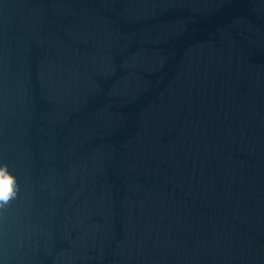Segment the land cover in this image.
Segmentation results:
<instances>
[{"label": "water", "instance_id": "1", "mask_svg": "<svg viewBox=\"0 0 264 264\" xmlns=\"http://www.w3.org/2000/svg\"><path fill=\"white\" fill-rule=\"evenodd\" d=\"M0 264H264V0H0Z\"/></svg>", "mask_w": 264, "mask_h": 264}, {"label": "clouds", "instance_id": "2", "mask_svg": "<svg viewBox=\"0 0 264 264\" xmlns=\"http://www.w3.org/2000/svg\"><path fill=\"white\" fill-rule=\"evenodd\" d=\"M21 191L18 177L9 170L7 164H0V220L5 219L7 210Z\"/></svg>", "mask_w": 264, "mask_h": 264}]
</instances>
